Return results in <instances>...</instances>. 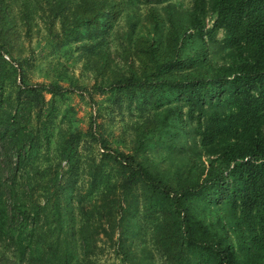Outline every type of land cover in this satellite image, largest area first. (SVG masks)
Segmentation results:
<instances>
[{"label": "trees", "instance_id": "obj_1", "mask_svg": "<svg viewBox=\"0 0 264 264\" xmlns=\"http://www.w3.org/2000/svg\"><path fill=\"white\" fill-rule=\"evenodd\" d=\"M184 1L0 0V264H92L100 232L125 264H155L148 240L163 264H264V0ZM36 13L84 51L90 91L66 70L29 83ZM92 92L134 117L129 151L92 120L51 157L57 100Z\"/></svg>", "mask_w": 264, "mask_h": 264}, {"label": "rangeland", "instance_id": "obj_2", "mask_svg": "<svg viewBox=\"0 0 264 264\" xmlns=\"http://www.w3.org/2000/svg\"><path fill=\"white\" fill-rule=\"evenodd\" d=\"M188 2L189 0H185L184 4H188ZM34 17L33 24H35L29 36L26 35L24 30H21L18 39V52L21 56H15L17 59L24 57L28 59L30 68L27 69L26 73L29 83H49L57 77L60 71L66 70L75 85L85 87L90 91V88L98 80L92 72L85 68L84 51L79 49V44H66L61 38H50L47 36L42 24V14L36 13ZM124 28L125 23L121 21L114 31L123 30ZM114 39V36L110 39L113 42V50L117 46V41ZM6 60L9 61V57L6 56ZM61 84L68 87L66 82H61ZM46 99L48 100L49 96H46ZM116 100L117 97L111 98L108 92L102 94L92 92V100L87 95H79L78 93H70L64 99H58L56 102L58 109L55 114L56 119L48 130L52 134L49 146L50 156L52 157L55 153L58 142L57 136L60 134V130L67 132L73 128L75 131L80 130L85 133L89 130L92 120L96 123L97 132L107 140L108 145L128 152L129 147L124 146L121 142L118 143V141L130 139V132L126 127L130 125L134 117L128 116L125 110H122V115H120L117 105L114 104ZM43 144L45 145V141H43ZM78 152L86 166L92 159L98 163L102 153L98 145L88 137L82 139L78 145ZM105 172L111 178L112 175L116 176L108 168L105 169ZM84 179L89 180L87 175L82 178V180ZM117 239L118 232L112 235V241L109 236L101 232L95 236L98 255L92 260V264H125L121 255L117 252L116 245H113ZM146 244L153 255L152 262L163 264V260L154 251L149 240ZM133 245L139 250L143 244L136 242Z\"/></svg>", "mask_w": 264, "mask_h": 264}]
</instances>
